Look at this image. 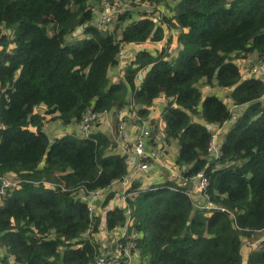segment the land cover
Wrapping results in <instances>:
<instances>
[{"label": "trees", "instance_id": "1", "mask_svg": "<svg viewBox=\"0 0 264 264\" xmlns=\"http://www.w3.org/2000/svg\"><path fill=\"white\" fill-rule=\"evenodd\" d=\"M114 1L120 9L100 22L101 4ZM166 2L0 0V189L16 177L0 193V264H96L112 251L110 237L103 251L95 233L102 216L109 236L126 225L125 208L91 219L81 197L129 174L116 122L110 136L100 121L88 137L66 129L89 108L131 102L141 118L160 109L147 143L172 155L178 176L161 178V169L151 184L138 181L150 174L133 181L121 264H240L242 245L264 230V83L240 72L243 61L248 72L264 60V0H177L161 11ZM164 27L178 30L176 54L172 35L160 50L136 49L113 81L121 49L162 41ZM52 122L59 128L49 135ZM198 173L208 181L203 196L190 179ZM248 264H264L263 247Z\"/></svg>", "mask_w": 264, "mask_h": 264}, {"label": "built area", "instance_id": "2", "mask_svg": "<svg viewBox=\"0 0 264 264\" xmlns=\"http://www.w3.org/2000/svg\"><path fill=\"white\" fill-rule=\"evenodd\" d=\"M119 9L118 2L114 1L112 4H108V2H106L105 8H103L99 13V21L109 22L114 16V13ZM119 54H121V52H119ZM246 71L247 70H245V73H241V77L250 76L252 74L259 75L260 79L264 83V60L255 65L250 71ZM135 111H137V106L132 102L129 109H120L119 111L110 113L107 111L95 112L92 108H89L82 115L76 128L74 127L75 125H70L71 131H74L75 134L88 137L99 127V124H96V122L100 121L101 125H103V127L111 133L113 130L112 123L113 121L116 122V132L113 137H115L117 147L126 157V166L129 170V174L127 176H124L121 180L114 182V184L117 183L115 186L118 187L119 185V188H121L122 199L132 194L127 192L124 194V192L131 187L136 178L141 176V173L144 175L150 174L149 180L150 183H152L154 179L158 178L159 171H161V168L165 166V161H167L161 144L151 147L147 143L151 132L148 120L153 117H160L162 114L160 109L156 106H150L147 115L142 118L137 116ZM131 117L138 118L141 121V126L134 128L130 122L131 120H129ZM218 131H220V129ZM210 146L212 151H214V157H218L219 152L216 145V134L212 135ZM144 175L143 178H146ZM190 179L194 192L199 196H203L206 191V186L208 185L206 177L202 173H198ZM9 184L10 183L8 181L3 180L0 191L2 188L9 186ZM87 193L88 194L86 196H82L81 198L89 202V217L92 219L95 217L97 211L95 203L101 202L105 195V190L88 191ZM134 194L135 192L133 195ZM198 200H200V198H198ZM205 207L208 208V206ZM130 215L131 210L129 207H126L125 216L127 226L131 224ZM126 225H124V227L116 228L112 235V242H115L113 251L96 257V264H121L119 260L127 257V249L125 248L124 251L121 252L120 248L122 242L118 241V239L123 237L125 234ZM128 245L130 246L131 244L128 243Z\"/></svg>", "mask_w": 264, "mask_h": 264}, {"label": "rangeland", "instance_id": "3", "mask_svg": "<svg viewBox=\"0 0 264 264\" xmlns=\"http://www.w3.org/2000/svg\"><path fill=\"white\" fill-rule=\"evenodd\" d=\"M177 0H167V2L166 3H163V6H159V8H160V10L162 11V10H164L165 9V4L167 5V3L171 6V5H173L175 2H176ZM105 3L106 2H103V4H101V8L103 9V8H105ZM99 8H100V6H99ZM99 11V10H98ZM98 11H97V13H96V15L94 16V21H93V23H96L95 22V19L97 18V14H98ZM164 31H165V36H164V39L162 40V41H160V42H156V43H145L144 45H137L136 47L134 46V47H132V46H125V47H123L122 49H121V54H118V60L120 61V66L118 65V67H116L115 69H113V70H110V77H111V79L113 80V81H116L117 80V78H118V73L119 72H121L122 70H123V65H125L127 62H128V60H130V59H133V57H132V52L134 51V50H136V49H148V50H156V49H162V46L163 45H166L167 44V41H166V38L169 36V35H172V41L171 42H169L168 43V45H167V48H168V50H169V48L171 49V54H172V56L173 55H175L176 54V51H177V49H178V45H177V41H176V35H177V33H178V30L177 29H173L172 31H168L167 30V28H165L164 27ZM79 34L80 32L79 31H77V32H75L74 34L76 35V34ZM135 48V49H134ZM132 57V58H131ZM248 63H249V61L248 60H246V61H243L241 64H245L246 66L248 65ZM246 66H241L240 67V72L241 73H245V70H246ZM142 75H141V73L139 72V74H138V77L140 78ZM207 90H206V88H204V90H203V92H206ZM221 95L222 96H224L225 95V93L224 92H221ZM263 101H264V96H263ZM224 101H226L227 102V104H228V102H229V100L228 99H225ZM229 108L232 110V112H233V114H234V116H236L237 115V113H238V107L237 106H235V105H229ZM43 108L41 107L40 109H36L35 111L36 112H39L40 113V111L42 110ZM103 127V126H102ZM59 128V126H58V124H56L55 122H52V123H45V127L43 128L44 130H46V131H48L49 132V135H53V131L55 130V129H58ZM227 128H228V124H225L224 126H223V131H226L227 130ZM67 131H71V129H70V127H68L67 129H66ZM58 133H60V132H58ZM58 133H56V134H58ZM169 155H171L170 153H168ZM169 155H167L165 158L167 159V161H165V166L163 167V168H161L162 170H166L167 172H168V174L167 175H163V176H161V178L162 177H164V176H168V175H170V177H177L178 176V173L175 171V168H173V167H171V161H172V158L169 156ZM172 156V155H171ZM160 172V171H159ZM161 174V173H160ZM15 178L16 177H14L13 175H7L6 177H4V179L5 180H7L9 183H10V185H14L15 183H16V181H15ZM140 182H143V184L144 185H146V184H148V182H149V180H141ZM14 187V186H13ZM117 197H118V193H117V191H115L114 192V195H113V198H112V201L107 205V206H105V207H115V206H118L119 204H120V202H117ZM105 209L106 208H104L103 206L101 207V209L98 207L96 210H98V214H103L104 215V212H105ZM104 225V223L103 222H101L100 223V226H103ZM101 231H104V229H102ZM104 233V232H103ZM101 233H99V232H97L95 235H96V237H98V235H100ZM102 236V235H101ZM105 237H110L109 235H106ZM2 252V249H0V253Z\"/></svg>", "mask_w": 264, "mask_h": 264}, {"label": "crops", "instance_id": "4", "mask_svg": "<svg viewBox=\"0 0 264 264\" xmlns=\"http://www.w3.org/2000/svg\"><path fill=\"white\" fill-rule=\"evenodd\" d=\"M106 133L109 134V136L111 134V132L108 131V130H106ZM143 180H146V179H143ZM148 183H150V180H149ZM112 190H116L117 191V193H118L117 202H120V204L118 206L123 207L124 204L119 199L120 194H119L118 188L117 187H112ZM111 201H112V199L110 200V202ZM108 208H112V207H108ZM101 230L99 231V233H101V234L98 235V237H96V239L99 242V244L101 245V248L103 249V251H106L110 247L109 237H105L108 234L105 231H101ZM258 233H259V235H258L257 239L254 242L246 243V244L244 243L242 245L241 250H240V254H241V263L240 264H248V259H249L250 254L252 252H254L255 250H258V249H260L262 247L264 248V246H263V243H264V230L263 231H259Z\"/></svg>", "mask_w": 264, "mask_h": 264}, {"label": "clouds", "instance_id": "5", "mask_svg": "<svg viewBox=\"0 0 264 264\" xmlns=\"http://www.w3.org/2000/svg\"><path fill=\"white\" fill-rule=\"evenodd\" d=\"M5 180V179H4ZM121 180V179H120ZM142 179H140V180H138V181H141ZM119 181V180H118ZM115 182V181H114ZM114 182L111 184V186H109L108 188H106L105 189V195H104V197H103V199L108 195V194H111L112 196L109 198V200H108V202L105 204V205H102L101 204V206L99 207L100 209H101V207L103 206L104 208H106L105 209V212L107 211V210H112L113 208H115V207H121V206H115V207H112V208H108V207H105V206H107L108 204H109V202H110V200L113 198V195H114V192L116 191V190H112V187H117V186H115L117 183H115L114 184ZM135 182V181H134ZM133 182V183H134ZM133 183H132V185H133ZM148 184H150V183H148ZM10 185V184H9ZM132 185H131V187H132ZM14 186V185H13ZM7 187H9V186H6V187H4V188H2V190L0 191V193H4V189L5 188H7ZM131 187H129L127 190H125V192H124V194L127 192V193H132L130 196H126L124 199H122V194H121V188H119V185H118V190H119V194H120V196H119V199L121 200V202L124 204L123 205V207L122 208H125L126 209V207H128L127 206V199L128 198H133V197H135L136 196V190H130V188ZM135 192V194L133 195V193ZM100 203V202H99ZM103 203V202H102ZM105 212H104V214H105ZM98 215V210L96 211V215L95 216H97ZM101 215H103V214H101ZM99 216H100V214H99ZM101 222H103V216H102V218H101ZM124 227V226H123ZM118 228V227H117ZM99 229L101 230V229H104V225L103 226H99ZM100 230H98V232L100 231ZM115 230H116V228H115ZM115 230L113 231V233L115 232ZM104 231H105V229H104ZM97 233V232H96ZM95 233V234H96ZM113 233L111 234V236H110V239H111V242H112V235H113ZM84 235H86V233L84 234ZM96 236V235H95ZM113 244L115 243V242H112ZM115 247V246H114ZM114 247H113V249H114ZM113 249H112V251H113ZM104 254H107L106 252L104 253Z\"/></svg>", "mask_w": 264, "mask_h": 264}]
</instances>
